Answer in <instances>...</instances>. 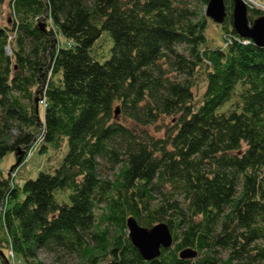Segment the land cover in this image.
I'll use <instances>...</instances> for the list:
<instances>
[{"label": "trees", "instance_id": "obj_1", "mask_svg": "<svg viewBox=\"0 0 264 264\" xmlns=\"http://www.w3.org/2000/svg\"><path fill=\"white\" fill-rule=\"evenodd\" d=\"M208 1L0 0V159L68 148L35 178L0 172V264H45L40 250L78 264H264V47L233 29L234 0L223 44L205 45ZM162 116L175 120L150 134ZM130 216L166 223L172 246L145 260Z\"/></svg>", "mask_w": 264, "mask_h": 264}, {"label": "rangeland", "instance_id": "obj_2", "mask_svg": "<svg viewBox=\"0 0 264 264\" xmlns=\"http://www.w3.org/2000/svg\"><path fill=\"white\" fill-rule=\"evenodd\" d=\"M251 5L257 6L264 10V0H252ZM5 16L7 15L6 10L3 11ZM222 29L219 24L213 22L209 17L207 19V25L204 31L205 34V45L214 48L216 46H220L223 44L222 38ZM58 40L61 46H65L67 44L66 38H64L61 34L58 35ZM110 45V42H109ZM204 45V46H205ZM109 47V46H108ZM10 51V50H9ZM9 54V53H8ZM204 76L202 71H198L195 73L194 85H193V93L194 98L199 101L203 88H204ZM225 105L221 107L224 108ZM118 113V112H117ZM39 118L43 121V109L39 108ZM175 118H170L168 116H162L158 123L151 125L148 129L150 134H153L157 137H162L165 128L170 126L174 122ZM167 129V128H166ZM34 148V146H33ZM32 148V149H33ZM31 149V150H32ZM67 143L66 138L59 149L53 148L51 145H48L47 149L44 152H38L36 150H32L30 154L26 156V159L23 161L21 165H18V169L16 171L15 178L17 180H24L27 178H35L40 170H50L53 171L54 168L58 167L62 161V158L67 152ZM13 152H8L4 157L0 159V172L3 174H7L9 169L15 164L16 158ZM22 161V160H21ZM17 167V166H16ZM105 174H107L110 178L113 177V171L105 169ZM63 201H68V196H64ZM159 199H154V203H157ZM101 211L97 210L99 214ZM38 258L42 260L45 264H63V261H66L68 264H78V258L75 256H67L64 258H58L55 254L46 252L44 250H40L38 252ZM14 264H22L19 261H15Z\"/></svg>", "mask_w": 264, "mask_h": 264}, {"label": "water", "instance_id": "obj_3", "mask_svg": "<svg viewBox=\"0 0 264 264\" xmlns=\"http://www.w3.org/2000/svg\"><path fill=\"white\" fill-rule=\"evenodd\" d=\"M251 1H233L232 27L240 37L250 39L257 46L264 47V15L252 21L249 20L247 7ZM204 14L213 22L222 24L227 14L224 0H209L204 8ZM15 155L17 158L13 166L16 167L20 165L23 153L17 151ZM13 166L9 169V172L13 169ZM126 224L131 243L145 260L158 257L162 248H168L172 244L171 230L164 222H159L151 227H144L139 225L135 218L130 216L126 219ZM179 255L181 258H192L196 256V251L186 248L181 250Z\"/></svg>", "mask_w": 264, "mask_h": 264}, {"label": "bare ground", "instance_id": "obj_4", "mask_svg": "<svg viewBox=\"0 0 264 264\" xmlns=\"http://www.w3.org/2000/svg\"><path fill=\"white\" fill-rule=\"evenodd\" d=\"M254 1V0H253ZM227 15V14H226ZM245 39H247V38H245ZM7 52L9 53V48H7ZM172 246V245H171Z\"/></svg>", "mask_w": 264, "mask_h": 264}, {"label": "built area", "instance_id": "obj_5", "mask_svg": "<svg viewBox=\"0 0 264 264\" xmlns=\"http://www.w3.org/2000/svg\"><path fill=\"white\" fill-rule=\"evenodd\" d=\"M30 154V153H29Z\"/></svg>", "mask_w": 264, "mask_h": 264}]
</instances>
